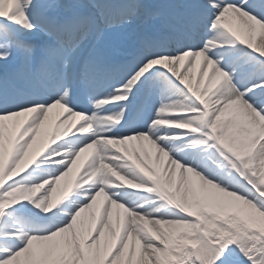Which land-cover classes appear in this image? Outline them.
<instances>
[{
	"label": "snow or ice",
	"instance_id": "obj_1",
	"mask_svg": "<svg viewBox=\"0 0 264 264\" xmlns=\"http://www.w3.org/2000/svg\"><path fill=\"white\" fill-rule=\"evenodd\" d=\"M0 264H264V0H0Z\"/></svg>",
	"mask_w": 264,
	"mask_h": 264
}]
</instances>
